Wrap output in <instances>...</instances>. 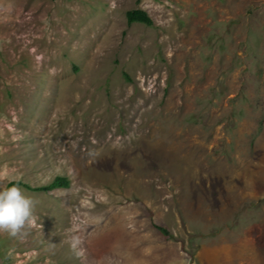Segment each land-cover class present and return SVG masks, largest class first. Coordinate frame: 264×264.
<instances>
[{"label":"rangeland","instance_id":"rangeland-1","mask_svg":"<svg viewBox=\"0 0 264 264\" xmlns=\"http://www.w3.org/2000/svg\"><path fill=\"white\" fill-rule=\"evenodd\" d=\"M0 173V264H264V0H0Z\"/></svg>","mask_w":264,"mask_h":264},{"label":"clouds","instance_id":"clouds-1","mask_svg":"<svg viewBox=\"0 0 264 264\" xmlns=\"http://www.w3.org/2000/svg\"><path fill=\"white\" fill-rule=\"evenodd\" d=\"M7 179V173H0V181ZM35 201L26 194L18 183L9 182L7 186L0 187V232L10 236H17L34 222ZM80 243L75 239L72 247L75 249Z\"/></svg>","mask_w":264,"mask_h":264},{"label":"trees","instance_id":"trees-1","mask_svg":"<svg viewBox=\"0 0 264 264\" xmlns=\"http://www.w3.org/2000/svg\"><path fill=\"white\" fill-rule=\"evenodd\" d=\"M125 17H126V22L128 24L131 23H142L145 25H151L152 20L151 18L148 16V14L141 9H131L126 11L125 13ZM12 183H18L21 184L20 181H12ZM69 184L68 179L64 176H56L50 183H48L47 185L44 186H37V187H32L29 186L28 184H22L24 187H26L27 189L30 190H43V191H49L52 189H56L59 187H67ZM156 229H158L159 231H161L164 235H167L168 232L166 230V228L162 227V226H155Z\"/></svg>","mask_w":264,"mask_h":264}]
</instances>
